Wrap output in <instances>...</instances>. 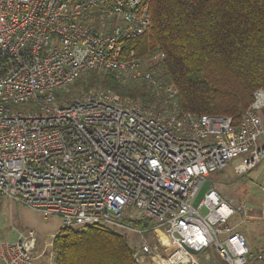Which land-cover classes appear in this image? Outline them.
Masks as SVG:
<instances>
[{"label":"built area","instance_id":"obj_1","mask_svg":"<svg viewBox=\"0 0 264 264\" xmlns=\"http://www.w3.org/2000/svg\"><path fill=\"white\" fill-rule=\"evenodd\" d=\"M152 27L149 0H0V199L58 215L64 227L131 233L139 263L201 264L214 248L225 264H264L230 221L246 216L245 203L211 187L192 204L203 181L236 157L245 170L264 159V89L237 124L181 109L177 88L159 78L164 53L138 57L128 47ZM89 71L147 80L167 105L109 88L63 95ZM36 243L33 230L0 239V264H35Z\"/></svg>","mask_w":264,"mask_h":264},{"label":"trees","instance_id":"obj_2","mask_svg":"<svg viewBox=\"0 0 264 264\" xmlns=\"http://www.w3.org/2000/svg\"><path fill=\"white\" fill-rule=\"evenodd\" d=\"M153 27L128 42L138 57L163 52L159 78L178 90L181 109L225 115L239 123L254 92L264 89V0H149ZM109 88L122 98L162 110L166 95L147 80L125 83L89 71L63 95ZM54 264H141L120 233L97 224L63 227Z\"/></svg>","mask_w":264,"mask_h":264},{"label":"rangeland","instance_id":"obj_3","mask_svg":"<svg viewBox=\"0 0 264 264\" xmlns=\"http://www.w3.org/2000/svg\"><path fill=\"white\" fill-rule=\"evenodd\" d=\"M260 140L262 141V138ZM211 187H215L233 205L246 204V216L241 217L236 214L232 217L231 222L243 221L241 227L248 226L249 232L253 230L251 234L256 237L255 242L259 246L258 250H262L264 253V159L254 168L245 170L243 158L239 156L224 169L211 173L203 181L192 201L193 206L198 207L200 200ZM201 213L205 214L206 209L203 208ZM247 218L249 221L244 223ZM63 227V219L58 215L44 217L40 211L18 201H11L7 197L0 199V239L15 240L20 232L33 230L37 238L35 255L41 254L36 257L35 264H54L51 257L53 247L50 243ZM121 234L132 248L139 246L140 240L135 235ZM145 236L149 241L154 238L151 233H147ZM162 240H165L163 235ZM144 259L141 264H145ZM149 259L151 256L148 261ZM151 261L152 259L149 264Z\"/></svg>","mask_w":264,"mask_h":264},{"label":"crops","instance_id":"obj_4","mask_svg":"<svg viewBox=\"0 0 264 264\" xmlns=\"http://www.w3.org/2000/svg\"><path fill=\"white\" fill-rule=\"evenodd\" d=\"M261 116H262V118L264 120V110L262 111ZM262 141H264V137H262ZM241 217H243V216H241ZM248 221L249 220L247 218L246 221H244V223L248 222ZM242 223H243V221H239V222H236V223L235 222L234 223L231 222V224L237 230H239V231H241V232H243L245 234L250 248H252L253 251L258 250L259 246L255 242L256 237L251 234V232H253V230H251L249 232V227L248 226H245L244 228L241 227ZM161 240H162V237H161ZM150 242H151V245H153V246L160 244V242H158L156 237H154ZM166 243H168V242H166ZM174 250H175V246H173V245H169L168 247L163 245L161 250H160V252L162 251V253H165L166 255H168V254H172L174 252ZM216 252L217 251L214 248H210L205 253H203V255H201V260H200L201 264H225V261L221 257H219L218 253L216 254ZM148 258H149V256H145V259H144L145 260V264H149V261L151 259H149V261H148ZM151 258L156 262V263L154 262V264H181L180 262H178L177 258H169L168 261L163 262V263H161V261H159L158 258H155V256H151Z\"/></svg>","mask_w":264,"mask_h":264},{"label":"bare ground","instance_id":"obj_5","mask_svg":"<svg viewBox=\"0 0 264 264\" xmlns=\"http://www.w3.org/2000/svg\"><path fill=\"white\" fill-rule=\"evenodd\" d=\"M164 236V238H165V240L163 241L164 243H166V242H169V240H168V238L165 236V235H163Z\"/></svg>","mask_w":264,"mask_h":264}]
</instances>
